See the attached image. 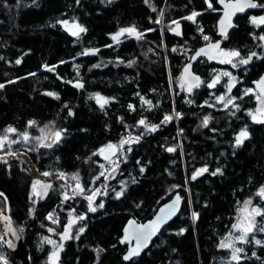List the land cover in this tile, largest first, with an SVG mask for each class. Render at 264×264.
<instances>
[{"label":"trees","instance_id":"obj_1","mask_svg":"<svg viewBox=\"0 0 264 264\" xmlns=\"http://www.w3.org/2000/svg\"><path fill=\"white\" fill-rule=\"evenodd\" d=\"M185 2L0 0V136L17 141L0 152V192L30 264H50L47 238L61 242L71 214L77 220L57 264H264V215H254L244 240L233 233L245 201L264 211L257 195L264 188V120L252 119L253 103L222 106L229 93L221 85L181 91L185 55L174 39L163 44V33L169 13L176 18ZM65 21L86 31L73 35ZM128 28L139 38L121 33ZM247 36L237 31L233 42ZM44 127L61 134L51 147L37 145ZM242 130L248 136L236 145ZM23 133L31 138L26 144L18 140ZM129 138L135 141L121 143ZM109 144L119 149L105 163L99 150ZM35 179L46 188L41 194ZM76 183L83 191L66 199L67 185ZM175 194L182 198L178 216L139 257L124 261V224L150 219ZM224 241L231 247L219 248ZM19 263L0 241V264Z\"/></svg>","mask_w":264,"mask_h":264},{"label":"flooded vegetation","instance_id":"obj_2","mask_svg":"<svg viewBox=\"0 0 264 264\" xmlns=\"http://www.w3.org/2000/svg\"><path fill=\"white\" fill-rule=\"evenodd\" d=\"M196 1L197 3L193 0H186V4H183V10L179 11L180 13L176 18L172 19V15L169 13L168 21L165 23L166 30L163 33V44H168V40H166L168 36L174 39L173 43H179L180 53L185 55L181 71L186 64L191 62L193 54L207 45L219 44V48L213 52L217 58H219L221 51H238L240 55L239 57L224 56L222 61L206 56L198 58L192 62V72L200 77L199 85L193 86L189 90L188 84L181 79L183 84L181 91L186 95L200 90L203 86L209 89L208 84L211 83L213 78L220 76L219 82L210 89L221 85L223 93L224 91L229 93L228 98L231 99V103L249 102L256 106L258 103L264 102V95L256 88V83L264 76V40L260 39L264 36V23L252 22L253 17L258 19L264 16V0H251L257 7H247L244 11H239L234 16L233 25L226 34H223L218 28V22L228 8L227 5L236 0H223V2L221 0ZM209 3L212 5L211 8ZM194 12L198 15L193 19H187ZM242 29L248 33L247 41L243 44H235L233 42L234 35ZM205 36L209 39L205 40ZM253 53L256 55L253 56ZM242 59L248 60V63L241 64L239 61ZM229 60H231V63L227 62ZM256 66H259V69L255 71ZM224 72L231 75L225 76L223 75ZM205 77L208 78L207 81H204ZM229 86H231L230 91ZM257 97L260 98L257 99Z\"/></svg>","mask_w":264,"mask_h":264},{"label":"water","instance_id":"obj_3","mask_svg":"<svg viewBox=\"0 0 264 264\" xmlns=\"http://www.w3.org/2000/svg\"><path fill=\"white\" fill-rule=\"evenodd\" d=\"M236 2V1H235ZM235 2H233L232 4H235ZM247 8V7H246ZM225 11L229 12L231 14L230 17V23H231V27L233 25V18L235 15H237L239 13V11H235L234 14L233 13V9L232 8H227ZM225 13V12H224ZM225 20V25L223 27H226V32H228L230 30L231 27H227L228 24V18L225 17V15L223 14V16L221 17V19L218 22V28L221 30L222 25L220 24L221 20ZM119 33H115L112 35V39L113 37H115V39H113L114 41H118L120 34ZM136 31L135 33H133L132 35H136ZM224 34V33H223ZM217 48H211L210 45H207L203 48V52L201 51L202 49H199L196 53L193 54L192 58H191V62L186 64L181 71V79L188 84V89H191L193 86L196 85V81L194 79V77H199L197 74L192 72V62H194L195 60H197L198 58L202 57V56H206L208 58H215L217 61H222L224 58V55H219V58H217L216 56H214V51H216ZM97 51L94 49H88L87 50V54H96ZM188 68V71L186 72L185 69ZM264 79V76L256 83V88L257 90H259V92L264 95V92H262V88H264V85H260L259 82ZM200 80V77H199ZM2 193V192H0ZM3 194V193H2ZM5 199V210L1 212H4V215L0 214V224H1V228H2V233L0 236V241L3 242V244L6 246V248L14 255L16 256L20 263L19 264H30V258H29V253H28V249H27V253H25V251L23 250L22 245H24L20 235L18 234V232L15 230L14 226H13V222L12 219L10 217V213H9V204H8V200L5 197V195H2ZM179 197L180 200L178 203H174V201H176V198ZM181 206H182V198L179 196V194H175L173 195V197L171 199H169L168 201H166L165 203L161 204L156 212L154 213V215L144 221V222H138L135 219H129L123 226L122 229V241L123 242H127V249L126 252L123 255V260L127 261L129 259H132L134 257H139L144 251H146L148 249V247L150 246L151 242L153 241V239H155V237L160 233V231L166 226L168 225L173 219H175L180 210H181ZM161 209H163V212L161 211ZM174 209V211H173ZM172 213L171 215H169V213ZM161 217V221H157V223L160 225L158 230L155 232V234H152L149 236L148 240L145 242L142 239V236L145 234H148L152 231V227H151V222L152 221H156L157 217ZM143 225H149L148 228H144L141 227ZM141 237L140 239V244L138 245L137 243V238ZM224 244H226L225 242H223ZM25 247V245H24ZM139 250V254L138 255H133L130 256L129 259H125L126 256H129V253L133 250V249H137ZM219 248H223L222 244L219 246Z\"/></svg>","mask_w":264,"mask_h":264},{"label":"snow or ice","instance_id":"obj_4","mask_svg":"<svg viewBox=\"0 0 264 264\" xmlns=\"http://www.w3.org/2000/svg\"><path fill=\"white\" fill-rule=\"evenodd\" d=\"M221 2H223V0H221ZM209 7L210 8L212 7L211 3H209ZM227 7L232 8L234 10L232 14H234L235 11L242 12V11H244V9L246 7H257V5L254 4V3H252L251 0H236L235 4H229V5H227ZM196 15H198V14L194 12L192 14V16L187 17V19H193ZM224 15H225V17L228 18V21H229L228 24H227V27H231V23H230L231 14L229 12L225 11ZM252 22L253 23H257V22L264 23V16L259 17L258 19L256 17H253V21ZM64 23H67V22L65 21ZM220 24L222 25V28H221L222 33L226 34V27H223L225 25V20L222 19L220 21ZM80 31L83 32V31H86V29H84V28L81 27L80 28ZM124 32H127L129 34H133V33H135V29L134 28L121 29V33H124ZM73 35H78V33H75L74 32ZM137 38H139V34L137 35ZM113 39H115V37H113ZM204 39L205 40H208L209 38L207 36H205ZM260 39L264 40V36H262ZM210 47L211 48H219V44H212V45H210ZM201 51L203 52V49ZM220 55L230 56V57H239L240 53L238 51H231V52H223V51H221L220 52ZM252 55L254 56L256 54L253 53ZM227 62L228 63H231V60H229ZM239 62L241 64H247L248 63V60H243L242 59ZM17 63H19V61H17ZM233 66H235V65H233ZM185 71L187 72L188 71V68H186ZM223 75L230 76L231 74L228 73V72H224ZM194 79L196 81V85L195 86H198L199 83H200L199 77H194ZM217 82H219V78L218 77H217V79L213 83L208 84V87L209 88L214 87L215 86V83H217ZM259 84L260 85H264V79H262L259 82ZM0 87H3V85H0ZM230 90H231V86H229V91ZM248 91H251V90H248ZM262 92H264V88H262ZM49 95H53V94L52 93H49ZM259 98L260 97H257V99H259ZM218 99H223V98H218ZM105 102H107V101H105ZM228 102L231 103V100H229ZM256 118L257 117L255 115H253V119L255 120ZM170 119H172V117H170V116H166L165 117V121L170 120ZM32 123H34V122H30V126H31ZM140 123L141 124H144V121L142 120V121H140ZM203 123H204L205 126H207V124H208V117H205L204 118ZM155 127L156 126H153L151 130L154 131L155 130ZM15 131H16V129H14V128H8V129H6V132H12V133H14ZM60 135H61L60 132H56L55 133V136L57 137V139L60 137ZM22 136H23V138H24L25 141H27L29 139L28 133H23ZM247 136H248L247 131H243L242 130L240 132V134L236 137V145H240L243 142V138H247ZM137 139H139V137H137ZM7 140H8V137L7 136H4V137L0 138V149H2L4 147V142L7 141ZM16 142L17 141H11V143H16ZM121 143L124 144V143H127V141H122ZM42 146L51 147V144H49V145H42ZM108 147L109 148H112L113 145H108ZM168 151H174V149L169 148ZM101 152H103V149H101ZM9 154L11 155L13 153H9ZM206 171H207L206 168L199 169L196 172V174L193 176V179H195L196 176H198V175H200V174H202L203 172H206ZM217 171H219V170H217ZM213 174L215 175V173H213ZM43 175L47 176V175H49V173H44ZM39 183H40V181H36V184H39ZM36 184L33 185V188L34 189L36 187ZM77 186L79 187V185H77ZM49 187H50V185H49ZM81 191H83V189H81ZM0 195H3V194L0 193ZM117 195H120V193H118ZM257 195H259L261 198H264V188H261L260 191L257 193ZM65 198L67 199L68 197L65 196ZM87 199L89 200V210L90 211H95L96 209L91 206L92 196H88ZM179 200H180V198L177 197L176 198V201H174V203H178ZM244 204H245V208L244 209H241V211H247V206L251 204V201L250 200L249 201H245ZM100 207H103V205L101 204ZM161 211L163 212V209H161ZM173 211H174V209H173ZM171 214L172 213L170 212L169 215H171ZM253 214L256 215V216L264 215V211H262L260 208H252L251 209V212H249V216L251 217V216H253ZM195 216H196V213H193V217L194 218H195ZM83 218L84 217H80V219H83ZM49 219H51V214L49 215ZM157 221L163 222L161 220V217H159V216L157 217V220L156 221H152L151 222L152 231L150 233L145 234V235L142 236V239L145 242L148 240V238H149L150 235L155 234V232L158 230V228H159L160 225L157 223ZM53 222L55 223V221H53ZM252 226H253V220L252 219H249V221H248V227L245 228V229H241V224L239 222L237 224L233 225V227L235 229L242 230L245 234L252 231ZM141 227L148 228L149 225H143ZM50 231H51V229H50ZM80 231H83V229H80ZM67 238H69V237L67 235V230H66L63 239H67ZM140 239H141V237H138L137 238L138 245L140 244ZM238 239L244 240L245 237H244V235H242L241 237H238ZM48 243H53V242L51 240H49ZM257 243H259V241H257ZM222 246L223 247H231V245L224 244L223 242H222ZM241 251H242V249L236 248L234 250V253H238V252H241ZM138 254H139L138 248L137 249H133L129 253V256H126L125 259H129L130 256L138 255ZM53 255L55 256L56 253L54 252ZM233 259H238V257L234 254L233 255Z\"/></svg>","mask_w":264,"mask_h":264},{"label":"rangeland","instance_id":"obj_5","mask_svg":"<svg viewBox=\"0 0 264 264\" xmlns=\"http://www.w3.org/2000/svg\"><path fill=\"white\" fill-rule=\"evenodd\" d=\"M157 24L163 30V28H162L163 25H162V19L161 18L158 20ZM63 25L71 33H74V32L75 33H80L81 32L80 31L81 26L78 25L75 22H67V23H64ZM217 77L219 79L221 78L220 76H216L215 79L213 78V80L211 81V83H213L217 79ZM178 84H180L179 87L182 88V83H180L178 81ZM215 84H217V83H215ZM229 100H231V99L228 98V97L225 98L224 100H222V106L225 107L228 104L229 105H232V103H229L228 102ZM250 113H252V119H253V115H255L257 117L255 120L253 119L254 121H262V120H264V102L258 103L254 107V111H252ZM56 132H59V131L56 130L54 127H44V128H41L40 129L39 136L36 138L37 145L38 146H42V145H49V144H51V146H52L61 137V135H60V137L57 139V137L55 136V133ZM8 133H10V132H8ZM4 136H7L8 137V140L4 142V147L5 146H11L13 143H11L10 136L8 134H5L3 136H0V138H2ZM30 139L31 138L29 136V139L27 141H25L22 135L18 138L19 141L24 142L25 144L27 142H29ZM125 141H127V143L130 144V143H132L135 140H134V138H129V139L125 140ZM109 145H113V147L112 148H109L108 145H106L103 148H101V149H103V152H101V149L99 150V154L104 159V162L105 163H112L115 160V155H116V153H117V151L119 149V146L118 145H115V144H109ZM2 149H0V152L2 151ZM105 163L102 164L103 165V169L106 168V164ZM106 175L107 176H114V172L113 171L108 172ZM36 181H40V183L39 184H36ZM34 184H36V187H35V189L33 188V190H34V192L36 194H41V193H43L45 191L46 188L43 187L42 180L35 179ZM77 185H79V184L76 183V184H71V185L69 184V185H67V191H65V196L72 195V193L74 192V190H77V192L80 191L81 190V187H80V185H79V187ZM92 200H93V196H92ZM249 212H251V210L248 207H247V211H240L238 213V217H237L234 225L239 222L241 224V229L247 228L248 227V221H249V219H252L254 221V214H253V216L250 217L249 216ZM0 214L1 215H4L5 213L0 211ZM76 220H77V218L74 215L71 214L69 216V222H68L67 226L65 227L64 231L62 232V234L60 235L61 242H58V240L54 239L53 237H48L47 238L48 241L51 240L53 242V243H50L52 245V248H53L51 254L49 255L50 264H57L58 258H59V254H60V250L62 248L61 247L62 246V242L66 240V239H63V237L65 235V232L67 230V235H68V237H70V235H71V227L76 222ZM233 229H234L233 233H234L235 236L245 234L242 230H237L234 227H233ZM226 239H227V241H230V239H228V238H226ZM227 241H224V242L227 244ZM54 252L56 253L55 256L53 255Z\"/></svg>","mask_w":264,"mask_h":264},{"label":"bare ground","instance_id":"obj_6","mask_svg":"<svg viewBox=\"0 0 264 264\" xmlns=\"http://www.w3.org/2000/svg\"><path fill=\"white\" fill-rule=\"evenodd\" d=\"M150 9V8H149ZM152 13V12H151ZM177 21V20H176ZM133 26V25H132ZM132 26H129V27H132ZM163 28V27H162ZM139 31V30H138ZM141 39V38H140ZM114 41V40H113ZM146 41H147V39H146ZM130 42V41H129ZM245 131V130H244ZM228 140V139H227ZM184 158V157H183ZM21 246H22V248H23V250L25 251V253H27V249H26V247H24V245H22L21 244Z\"/></svg>","mask_w":264,"mask_h":264}]
</instances>
